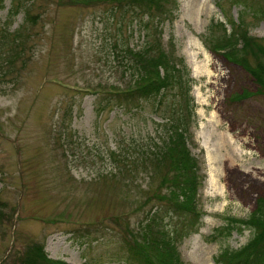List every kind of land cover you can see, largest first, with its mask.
<instances>
[{
    "label": "rangeland",
    "instance_id": "obj_1",
    "mask_svg": "<svg viewBox=\"0 0 264 264\" xmlns=\"http://www.w3.org/2000/svg\"><path fill=\"white\" fill-rule=\"evenodd\" d=\"M13 1L0 0V264H22L35 246L67 264H127L137 246L155 256L153 241L165 230L146 229V216L162 204L168 167L129 173L111 157L120 145L153 134L152 122L146 112H97V93L124 90L131 79L118 67L121 37L110 4L25 0L32 16L23 8L11 18ZM234 3L179 0L177 18L162 28L193 80L197 128L189 146L204 162L203 217L177 241L185 264H216L225 249L245 247L253 231L234 222L248 219L264 198V96L241 66L212 51L235 21L264 44V18ZM15 32L21 39L12 44ZM128 36L140 44L137 33ZM8 49L15 54L7 62ZM245 93L252 96L236 99ZM229 134L235 155L222 142ZM184 225L183 217L166 223L178 233ZM227 227L231 234L222 235Z\"/></svg>",
    "mask_w": 264,
    "mask_h": 264
},
{
    "label": "trees",
    "instance_id": "obj_2",
    "mask_svg": "<svg viewBox=\"0 0 264 264\" xmlns=\"http://www.w3.org/2000/svg\"><path fill=\"white\" fill-rule=\"evenodd\" d=\"M110 4L111 26H115L121 44L115 45L116 54L121 58V68L126 81L124 90L96 94L100 100L97 112L108 109L127 114L146 112L153 125V134L140 140L133 139L128 145H121L111 152L117 157L121 168L131 173L142 169L150 174L154 169L168 167L163 175L158 197L162 204L146 216V229L163 228L165 237L153 241L157 247L155 256L147 255L142 247L131 249L127 264H184L177 248V241L198 230L202 214L198 210L199 190L202 186L204 162L193 154L189 142L193 141L197 126L195 98L192 94L193 80L190 77L184 57H177L174 37L167 43L163 39V26L174 22L179 10L178 0H107ZM241 5L244 11L255 17L264 18V7L256 0H231ZM25 0H14L10 17H16L26 9ZM29 11V12H28ZM34 19V18H33ZM33 22V20L31 21ZM227 32L224 24H219ZM233 32L225 43L212 48L215 53L241 66L257 84V94L264 96V44L250 37L244 31V22H233ZM138 34L139 45H132L128 34ZM150 33V34H149ZM12 44L20 42V32L12 34ZM7 40V33L3 36ZM8 49L3 58L7 62L14 56ZM252 96L239 95L236 99ZM67 140V135L63 136ZM65 145L67 143L64 142ZM176 217L184 218L181 233L169 231L166 223ZM240 228L253 231V238L240 250L225 249L217 257L216 264H264V198L257 201V207L246 220L234 222ZM237 227V228H238ZM234 227H227L220 233L230 235ZM87 234H90L87 232ZM85 235L83 234L82 237ZM35 246V245H34ZM22 264H66L53 261L44 247L35 246Z\"/></svg>",
    "mask_w": 264,
    "mask_h": 264
},
{
    "label": "bare ground",
    "instance_id": "obj_3",
    "mask_svg": "<svg viewBox=\"0 0 264 264\" xmlns=\"http://www.w3.org/2000/svg\"><path fill=\"white\" fill-rule=\"evenodd\" d=\"M201 5V4H200ZM232 140H234L233 136L231 134L229 135H223L222 137V142L223 144H227L230 147V154L231 155H235L236 153V148L234 143L232 142ZM251 145V143L249 144ZM217 191H220V188L218 189L217 187H215Z\"/></svg>",
    "mask_w": 264,
    "mask_h": 264
}]
</instances>
